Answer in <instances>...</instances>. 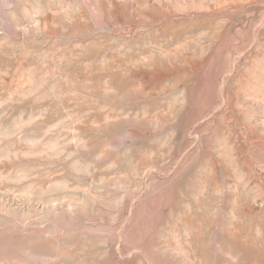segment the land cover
<instances>
[{
	"label": "rangeland",
	"instance_id": "1",
	"mask_svg": "<svg viewBox=\"0 0 264 264\" xmlns=\"http://www.w3.org/2000/svg\"><path fill=\"white\" fill-rule=\"evenodd\" d=\"M0 264H264V0H0Z\"/></svg>",
	"mask_w": 264,
	"mask_h": 264
}]
</instances>
